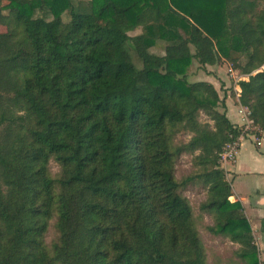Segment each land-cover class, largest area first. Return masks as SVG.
Wrapping results in <instances>:
<instances>
[{"label": "trees", "instance_id": "trees-1", "mask_svg": "<svg viewBox=\"0 0 264 264\" xmlns=\"http://www.w3.org/2000/svg\"><path fill=\"white\" fill-rule=\"evenodd\" d=\"M0 26V264H208L182 195L195 184L208 232L261 264L219 163L242 128L186 71L228 61L264 132V0H0ZM158 42L161 56L150 53ZM182 133L190 140L176 145ZM183 154L197 170L178 181Z\"/></svg>", "mask_w": 264, "mask_h": 264}, {"label": "rangeland", "instance_id": "rangeland-1", "mask_svg": "<svg viewBox=\"0 0 264 264\" xmlns=\"http://www.w3.org/2000/svg\"><path fill=\"white\" fill-rule=\"evenodd\" d=\"M78 1L86 3L89 0H78ZM68 17L69 16L67 14L64 15L63 20L65 22L68 21L69 20ZM147 22H149V15H144L140 19L139 26L137 27V29L133 32H130L128 35L132 37L142 33V26L145 25ZM3 32H5V27L0 26V33ZM164 46L165 43L158 42L157 46H155L150 50V53L157 56L163 55ZM130 55L135 67L137 69H140L141 62L137 58L135 52L131 50ZM223 62L228 63V61H223ZM217 67H214L212 69L214 70L213 71L214 74L217 73ZM227 70L228 69H226L225 67L224 74L226 76L227 83H223L222 86H218L219 92L221 91L222 93V94L218 93V95L220 99L223 96V94L230 95V97L235 101V94L233 91L234 81L235 80L236 82L242 81L243 80L242 78H246V77H243L239 74L233 75L232 73H230V71ZM233 71L234 73H238L234 69ZM259 71H264V68H260ZM207 72L208 71L205 67H202L196 61L193 60L191 65L188 67L186 71L188 82L190 83L200 82L202 79H204L205 75H207ZM222 77L224 78L223 73H222ZM223 87H228V88L222 89ZM199 121L201 123L208 122L209 124H212L208 120V118L202 114L200 115ZM189 140H190V135H188L187 133H182L176 137L175 144L180 145L183 143H187ZM192 158H193L192 155L183 154L176 161L174 176L178 181H182L184 178L191 176L196 172L197 169L193 166ZM49 170L53 178L57 177L60 171L59 166L53 160H51L49 163ZM228 181L231 184L233 191L245 193L246 188L244 185V179H242V177L238 178L234 175H231ZM206 192H207L206 188L200 184L188 185L184 190H182V195L189 201L192 207L193 215L196 222L195 225L198 229L201 241L205 249L206 260L208 264H242L235 256V252L238 249L237 244L231 243L227 239H223L221 237H214L208 232L207 228L213 225V219L210 215L203 214L200 211V205L204 203L206 200V194H207ZM55 222H56L55 219L50 221L47 233L45 234L44 237V241L49 249L58 240V232L55 228Z\"/></svg>", "mask_w": 264, "mask_h": 264}, {"label": "crops", "instance_id": "crops-1", "mask_svg": "<svg viewBox=\"0 0 264 264\" xmlns=\"http://www.w3.org/2000/svg\"><path fill=\"white\" fill-rule=\"evenodd\" d=\"M223 63L215 66H205L208 72L204 79L200 81L213 85L219 94L222 93L221 91L219 92L218 86L227 83L224 68L226 67V69H228L227 71H230L233 75H238V73H234L231 64L226 62ZM214 67H217L216 74H214V70H212ZM261 68H264V66ZM222 73L225 79L222 77ZM242 79L245 81L247 80V78ZM238 82L235 80L233 87L235 101L227 94H223L221 99L224 100L226 117L230 123L242 128L244 127V117L239 111L244 107L240 106L238 103L241 91ZM225 88L228 87H223L222 89ZM247 128L246 135L241 136L242 138L239 142L238 152L235 159L225 164L223 170L225 171L228 180L231 175L238 178L242 177V179H244V185L246 188L245 193L232 190L233 196L229 198V201L232 203L239 202L242 205L245 217L252 230L255 243L259 249L260 263L264 264V132L254 128L252 122ZM254 132H257V134ZM255 139L259 141V146L256 144Z\"/></svg>", "mask_w": 264, "mask_h": 264}, {"label": "built area", "instance_id": "built-area-1", "mask_svg": "<svg viewBox=\"0 0 264 264\" xmlns=\"http://www.w3.org/2000/svg\"><path fill=\"white\" fill-rule=\"evenodd\" d=\"M244 119H243V126L242 127V133L243 135H246L247 132V126H249L251 124V121L249 120V111L247 108H241L239 111ZM242 135V136H243ZM241 136L238 138V142L237 143H233L231 145L226 146V148L224 149L223 153L220 155V159H219V163L222 169H224L225 164L233 161L237 155L238 152V147H239V142L241 141ZM256 140V144L259 146L260 143L257 139Z\"/></svg>", "mask_w": 264, "mask_h": 264}]
</instances>
